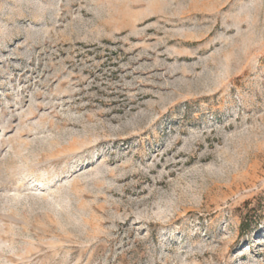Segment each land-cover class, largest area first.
<instances>
[{"label": "rangeland", "instance_id": "1", "mask_svg": "<svg viewBox=\"0 0 264 264\" xmlns=\"http://www.w3.org/2000/svg\"><path fill=\"white\" fill-rule=\"evenodd\" d=\"M0 264H264V0H0Z\"/></svg>", "mask_w": 264, "mask_h": 264}]
</instances>
